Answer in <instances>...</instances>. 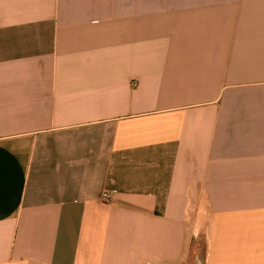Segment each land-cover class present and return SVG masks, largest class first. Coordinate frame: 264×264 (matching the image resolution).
Wrapping results in <instances>:
<instances>
[{
	"label": "crops",
	"instance_id": "1",
	"mask_svg": "<svg viewBox=\"0 0 264 264\" xmlns=\"http://www.w3.org/2000/svg\"><path fill=\"white\" fill-rule=\"evenodd\" d=\"M0 264H264V0H0Z\"/></svg>",
	"mask_w": 264,
	"mask_h": 264
},
{
	"label": "built area",
	"instance_id": "2",
	"mask_svg": "<svg viewBox=\"0 0 264 264\" xmlns=\"http://www.w3.org/2000/svg\"><path fill=\"white\" fill-rule=\"evenodd\" d=\"M115 199V192L114 191H103L100 196L101 202L105 204H110Z\"/></svg>",
	"mask_w": 264,
	"mask_h": 264
},
{
	"label": "rangeland",
	"instance_id": "3",
	"mask_svg": "<svg viewBox=\"0 0 264 264\" xmlns=\"http://www.w3.org/2000/svg\"><path fill=\"white\" fill-rule=\"evenodd\" d=\"M190 250H193L194 253H197V255H201L203 251V244L201 240H198L197 243H195Z\"/></svg>",
	"mask_w": 264,
	"mask_h": 264
}]
</instances>
